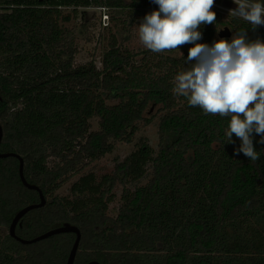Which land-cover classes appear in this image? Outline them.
Listing matches in <instances>:
<instances>
[{
	"label": "trees",
	"instance_id": "trees-1",
	"mask_svg": "<svg viewBox=\"0 0 264 264\" xmlns=\"http://www.w3.org/2000/svg\"><path fill=\"white\" fill-rule=\"evenodd\" d=\"M88 7H129L143 17L158 10L152 0H0V150L22 156L25 178L46 198L20 219L16 235L29 239L33 230L38 235L75 224L81 238L74 264H264L261 137L253 134L259 154L253 162L237 154L241 141L235 135L227 142L230 117L205 114L174 93L173 70L195 63L187 62L190 48L148 67L138 53L112 44L101 67L75 64L72 31L60 22L79 13L86 20ZM212 10L216 21L200 26L197 43L218 41L221 13ZM232 21L249 41H264L263 26L253 30L242 18ZM152 104L159 105L157 151L143 140L112 173L83 174L70 196L54 194L112 152L115 141H132L139 121L156 116ZM94 117L98 129L92 130ZM18 168L15 156L0 157V264H66L74 233L32 243L10 235L14 214L40 201ZM148 176L145 184L127 187ZM117 184L124 188L113 217L107 210Z\"/></svg>",
	"mask_w": 264,
	"mask_h": 264
},
{
	"label": "clouds",
	"instance_id": "clouds-1",
	"mask_svg": "<svg viewBox=\"0 0 264 264\" xmlns=\"http://www.w3.org/2000/svg\"><path fill=\"white\" fill-rule=\"evenodd\" d=\"M158 10L147 14L138 25L140 43L154 53L179 50L192 44L187 62L191 67L175 77L174 93L188 99L205 114L230 117L226 137L241 141L237 154L251 161L259 158L253 134L264 143V41H249L246 31L236 32L231 41L218 40L211 46L202 39L200 26L213 24L215 0H152ZM230 13L248 22L253 30L264 25V3L234 0Z\"/></svg>",
	"mask_w": 264,
	"mask_h": 264
},
{
	"label": "rangeland",
	"instance_id": "rangeland-1",
	"mask_svg": "<svg viewBox=\"0 0 264 264\" xmlns=\"http://www.w3.org/2000/svg\"><path fill=\"white\" fill-rule=\"evenodd\" d=\"M214 8L221 13V22L217 25V38L218 40L224 39L229 42L236 34V27L232 21L234 18L230 10L223 8L222 0L220 3L214 4ZM88 12L87 19H83L79 13L68 22H60L64 28H69L72 31V40L77 53L74 57L75 64H83L89 61H94L98 67L102 66L101 60L104 53L110 48L112 44L119 46L122 50H128L132 53H138L136 57L139 62L148 67H154L161 61L162 57L166 55H180L185 49H189L192 44H185L179 50L164 51L162 53H154L146 49L139 41L138 38V25L144 18L139 13H133L129 7L121 9H111L101 7H88L83 8ZM81 10V9H78ZM70 10L66 9L68 13ZM151 12H148L149 14ZM74 15V14H73ZM86 24V26H84ZM221 26H227L230 35L220 36L218 29ZM263 26L264 25H260ZM145 59H141L142 57ZM173 80L181 73L178 68L173 70ZM158 108L159 105L152 104L149 107L150 114L156 115L151 122L139 121L138 131L135 133L132 141H115L112 152L107 153L100 158L93 160L78 174L72 176L68 181L62 184L54 194L58 196H70V188L74 181L81 175L89 172L94 173L97 178L104 174L113 172L115 164L123 160L130 152L137 149L141 141L145 140L152 148L157 151L158 149ZM92 130L98 129V118L94 117L90 120ZM149 176L142 178L136 182L128 184L127 187L133 190L136 186L143 185L147 182ZM124 186L117 184L113 189L114 198L108 204L107 213L115 217L118 208L121 204V195ZM5 230V229H4ZM36 231H30L27 236H36Z\"/></svg>",
	"mask_w": 264,
	"mask_h": 264
},
{
	"label": "water",
	"instance_id": "water-1",
	"mask_svg": "<svg viewBox=\"0 0 264 264\" xmlns=\"http://www.w3.org/2000/svg\"><path fill=\"white\" fill-rule=\"evenodd\" d=\"M222 4L225 7H229L231 9H236L238 6L234 3V0H222ZM218 32L220 34V36L225 37V36H229L230 35V31L228 29L227 26H221L218 29ZM1 98V97H0ZM2 135H3V129L2 126L0 124V142L2 139ZM8 156H15L16 158H18L19 160V177L22 181V183L29 189H34L37 190L39 192V197H40V201L39 202H35V203H30L27 204L25 206H23L22 208H20L13 216L10 225H9V233L11 236L15 237L17 240L21 241L22 243H32V242H36L39 241L41 239H45L51 235L54 234H59V233H65V232H72L75 234V240L73 242V245L70 249V252L68 254L67 260H66V264H74V259L76 256V252L78 250V246H79V242H80V238H81V231L79 229L78 226H76L75 224H72L70 222H64L63 224L59 225V226H55L52 227L32 238L29 239H24L19 237L18 235H16V227L20 222V219L31 209L33 208H37L40 207L42 205L45 204L46 202V198L43 195L42 190L33 183L28 182V180L25 178L24 172H23V158L22 156H20L19 154L15 153V152H4L0 150V157H8ZM86 264H101L99 261L97 260H91L89 262H87Z\"/></svg>",
	"mask_w": 264,
	"mask_h": 264
},
{
	"label": "built area",
	"instance_id": "built-area-1",
	"mask_svg": "<svg viewBox=\"0 0 264 264\" xmlns=\"http://www.w3.org/2000/svg\"><path fill=\"white\" fill-rule=\"evenodd\" d=\"M223 8H225V9H228V10H234V9H231V8H229V7H225L224 5H223Z\"/></svg>",
	"mask_w": 264,
	"mask_h": 264
}]
</instances>
